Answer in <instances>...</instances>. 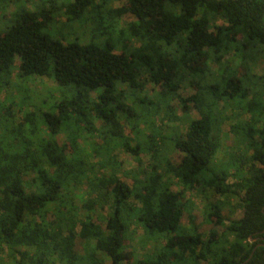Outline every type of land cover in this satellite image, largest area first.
<instances>
[{
	"label": "trees",
	"instance_id": "trees-1",
	"mask_svg": "<svg viewBox=\"0 0 264 264\" xmlns=\"http://www.w3.org/2000/svg\"><path fill=\"white\" fill-rule=\"evenodd\" d=\"M31 1L0 0V264H105L99 253L111 264H264V0ZM16 70L60 96L35 110L39 96L23 97L14 111ZM231 107L246 119L231 123L223 153ZM167 119L181 131L164 136ZM85 134L102 143L82 147ZM117 147L141 169L132 185ZM192 190L216 196L203 220L222 231H199ZM236 199L243 214L227 219ZM134 225L152 253L130 246Z\"/></svg>",
	"mask_w": 264,
	"mask_h": 264
},
{
	"label": "rangeland",
	"instance_id": "rangeland-1",
	"mask_svg": "<svg viewBox=\"0 0 264 264\" xmlns=\"http://www.w3.org/2000/svg\"><path fill=\"white\" fill-rule=\"evenodd\" d=\"M63 1V0H61ZM126 0H118L115 2V5L120 6L123 5L125 3ZM39 2V0H32L30 3H37ZM11 10H6V13L4 16V18L9 17ZM3 16L2 12H0V23H3L4 20L3 18H1ZM65 18H61L60 19V23L62 21H64ZM133 20V17L131 15H127L123 18L124 23ZM76 28H78V25L76 26ZM238 64V63H237ZM16 65H19V61H17ZM255 70L257 71V73L263 74L264 73V59L260 60L258 62V64L255 67ZM17 74V70L14 73V77H13V82L15 83V85L13 87H11V89L8 90L7 94L9 97H11L14 100L13 103V109L16 112H19L26 109L27 108V103L22 104L21 100L22 98H28V97H32L34 98L35 96H39V99L35 98L32 102H30L29 104H32V106L30 105V108L33 107V110H35V106L33 105H39L40 107L43 106L44 104L45 107H47L46 105L52 106V103L55 100V97H59L60 96V91L56 88V84L53 83V81L51 79L48 78H43V77H35L32 78L31 80H29L27 83L24 82H19L20 80H18L16 78ZM18 84V85H17ZM17 85V86H16ZM23 86H28L30 87L29 91L24 90ZM149 95L152 96V98L156 97L157 92L159 91V87L155 86L154 84L150 83L147 86V90H146ZM4 94V93H3ZM2 94V95H3ZM181 94L184 97H187L191 94V90L187 89L181 92ZM42 100H46L47 102L42 103ZM172 103L173 108H174V112L175 115L177 116H181L183 115L182 112V105H180L178 100H173L170 102V104ZM171 105V106H172ZM38 106V107H39ZM43 108V107H42ZM46 109V108H45ZM21 111V112H22ZM237 112H240L238 109L231 107L229 109L225 110V113L232 116L233 114V121H226L221 130V134H222V138H223V142H224V146L222 147L223 149V153L225 150H227V148H230L233 143H234V136L230 130L231 127V123H235L237 120H245L246 116L244 115H239L237 114ZM191 117H198L197 112H195L194 110L191 111ZM232 120V119H231ZM125 123V121H123ZM101 122L98 121L97 124L98 126H100ZM158 125H160V120L157 122ZM166 125L165 129L163 131V135L167 137V134L169 132H179L182 129L181 123L179 121H173L170 119H167L164 123ZM126 131L129 135L132 136V138L135 140L134 143H136L137 140H141L142 142L146 138V134L142 133V131L140 132V135L137 134L135 135V133L132 132V130L130 131V128L127 126L126 127ZM90 142H95V143H102V141H100L99 139H97L95 136H91V135H84V138L81 139L79 141L80 145L82 147H85L89 150L90 147ZM166 145L168 143V141H165ZM169 145V144H168ZM113 154H115L117 156V158L123 162V169L125 171H127V175H123L122 173L120 174V177L122 179H124L125 181H127L130 185L133 184L134 181V176H138V174L140 173V168L138 167L137 163L135 162L134 158L127 153L124 149L122 148H115V150L112 152ZM227 154H225L226 157ZM170 156L174 159L175 162L179 161L181 155L178 153H170ZM221 158H224V156L222 155ZM150 161V157L149 156H145L143 155V166L142 167H146L149 164ZM105 174L102 175H106V172H104ZM99 175H101V172L98 171ZM191 198L192 200V205H191V209L193 210V215L195 217L196 223L199 227V231L204 235V236H208L210 231L212 230H219L222 231V227L220 226H215L213 223H207L204 222V216H203V210L202 207H204V205H206V203L217 200L216 196H214V194L212 192H210L209 190L205 193V195L200 194L197 190H192L187 192V199ZM240 203L239 200H233L232 201V205H229L226 207V209L224 210V215L227 217V219H234V218H239L242 216L243 214V210L241 208H236V204ZM108 214L107 210H97L96 213L94 214V216L96 217L97 220H99L100 223H102V225L104 224V220L103 218H105V215ZM188 214V213H187ZM185 214L183 219H182V223L183 225L188 226L189 225V216ZM103 218H102V217ZM131 236L133 237L131 240V244L130 246L134 249L135 253L139 256H143V255H147L150 254L154 251V248L156 247L157 243H155L154 240H150L147 239L145 241H143L145 235H144V230L141 227H137V226H133L131 228ZM79 242V240H78ZM163 241H160V243H162ZM159 243V244H160ZM77 249L78 251H81V246L80 244H77ZM99 256L105 259V264H111L110 259L104 254V253H99ZM9 264H11L8 261Z\"/></svg>",
	"mask_w": 264,
	"mask_h": 264
},
{
	"label": "flooded vegetation",
	"instance_id": "flooded-vegetation-1",
	"mask_svg": "<svg viewBox=\"0 0 264 264\" xmlns=\"http://www.w3.org/2000/svg\"><path fill=\"white\" fill-rule=\"evenodd\" d=\"M261 239H264V237H261Z\"/></svg>",
	"mask_w": 264,
	"mask_h": 264
},
{
	"label": "water",
	"instance_id": "water-1",
	"mask_svg": "<svg viewBox=\"0 0 264 264\" xmlns=\"http://www.w3.org/2000/svg\"><path fill=\"white\" fill-rule=\"evenodd\" d=\"M264 232V231H263Z\"/></svg>",
	"mask_w": 264,
	"mask_h": 264
}]
</instances>
